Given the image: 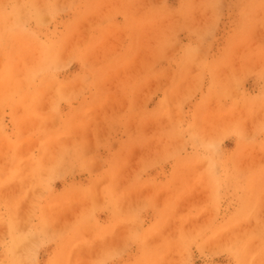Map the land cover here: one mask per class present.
<instances>
[{
	"label": "rangeland",
	"instance_id": "rangeland-1",
	"mask_svg": "<svg viewBox=\"0 0 264 264\" xmlns=\"http://www.w3.org/2000/svg\"><path fill=\"white\" fill-rule=\"evenodd\" d=\"M0 92V264H264V0H0Z\"/></svg>",
	"mask_w": 264,
	"mask_h": 264
},
{
	"label": "bare ground",
	"instance_id": "bare-ground-1",
	"mask_svg": "<svg viewBox=\"0 0 264 264\" xmlns=\"http://www.w3.org/2000/svg\"><path fill=\"white\" fill-rule=\"evenodd\" d=\"M5 12H6V11H5ZM7 67H8V66H7ZM6 76H7V75H6ZM7 80H8V79H7ZM7 80H6V81H7ZM8 84H9V83H8ZM0 93H1V92H0ZM11 105H12V104H11ZM130 114H131V113H130ZM131 117H132V116H131ZM141 127H142V126H141ZM135 132H136V131H135ZM49 133H50V132H49ZM24 143H25V142H24ZM80 143H81V142H80ZM21 145H23V144H21ZM21 145H20V146H21ZM15 154H16V153H15ZM48 154H49V153H48ZM45 156H46V157H45ZM45 156H44V159L46 160L47 155L45 154ZM0 157H1V156H0ZM44 159H42V161H43ZM45 160H44V161H45ZM40 176H41V174H40Z\"/></svg>",
	"mask_w": 264,
	"mask_h": 264
}]
</instances>
